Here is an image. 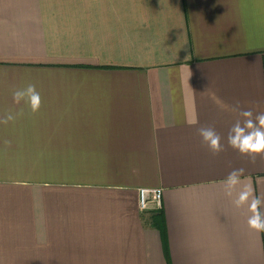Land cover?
Instances as JSON below:
<instances>
[{
    "label": "crops",
    "instance_id": "obj_1",
    "mask_svg": "<svg viewBox=\"0 0 264 264\" xmlns=\"http://www.w3.org/2000/svg\"><path fill=\"white\" fill-rule=\"evenodd\" d=\"M28 84L36 112L13 101ZM248 110L264 113V0H0V118L19 113L0 123V264H264L233 203L249 184L264 200V153L228 144Z\"/></svg>",
    "mask_w": 264,
    "mask_h": 264
},
{
    "label": "clouds",
    "instance_id": "obj_2",
    "mask_svg": "<svg viewBox=\"0 0 264 264\" xmlns=\"http://www.w3.org/2000/svg\"><path fill=\"white\" fill-rule=\"evenodd\" d=\"M12 95L15 103L26 100L32 112L39 110L41 96L40 93L36 91L35 85L28 84L24 88L15 90ZM213 98L220 107H228L216 98L214 94ZM17 115H19V113L9 112L4 117L0 118V123L14 121ZM240 115L245 118L244 123L241 125L237 122L233 125L228 136V144L241 154L254 155L264 153V113L253 117V113L248 110L242 111ZM198 131L203 142L207 144L213 153H218L223 150L221 137L212 128H200ZM243 172L244 170L241 168H235L229 172L228 176L225 178V195H232L233 189L240 183ZM233 203L236 207H241L247 203L248 210L251 213L247 219L248 227L258 233L264 232V211H261V205L264 204V200L254 194V189L250 184L244 186Z\"/></svg>",
    "mask_w": 264,
    "mask_h": 264
},
{
    "label": "built area",
    "instance_id": "obj_3",
    "mask_svg": "<svg viewBox=\"0 0 264 264\" xmlns=\"http://www.w3.org/2000/svg\"><path fill=\"white\" fill-rule=\"evenodd\" d=\"M138 208L141 212L157 211L161 208V189L138 190Z\"/></svg>",
    "mask_w": 264,
    "mask_h": 264
}]
</instances>
